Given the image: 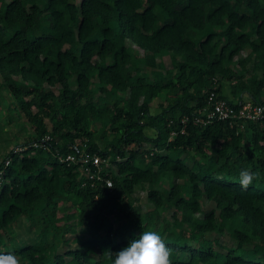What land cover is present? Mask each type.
<instances>
[{
	"label": "trees",
	"instance_id": "1",
	"mask_svg": "<svg viewBox=\"0 0 264 264\" xmlns=\"http://www.w3.org/2000/svg\"><path fill=\"white\" fill-rule=\"evenodd\" d=\"M0 75L32 129L0 161V253L113 264L151 230L171 264H264V118L198 120L211 92L264 99V0H0Z\"/></svg>",
	"mask_w": 264,
	"mask_h": 264
},
{
	"label": "rangeland",
	"instance_id": "2",
	"mask_svg": "<svg viewBox=\"0 0 264 264\" xmlns=\"http://www.w3.org/2000/svg\"><path fill=\"white\" fill-rule=\"evenodd\" d=\"M220 42H224V38L220 37ZM133 52L136 53L134 49ZM249 51V47H245L241 52V56L245 55ZM138 54V53H137ZM137 65L141 68V70L149 71L151 68L145 64H143L142 58L137 55L136 61ZM164 64L165 66H170V61L167 56H164ZM229 64L236 70L240 71V67L236 59L229 62ZM247 73V72H246ZM223 93L230 97L229 90V82H223ZM56 91V88H53ZM162 99V95L156 97L152 110H156L155 103ZM32 131L30 123L23 116V113L19 110L13 95L5 86L2 76L0 75V158H3L5 154L11 150L12 148L17 149L21 143L26 139L27 135ZM185 180L186 179H182ZM160 183L164 186H168V178L164 176ZM146 184H144L142 190H139V196L141 202L149 207L150 204L146 201V192H145ZM204 208H208L212 206V202L205 201ZM168 214L167 211H163ZM7 233L10 235L12 241L14 243L19 242L25 238H33L32 231L28 228L27 222L24 219H19L10 224L7 227ZM72 245H75L73 242ZM19 260V259H18ZM20 264L21 261L19 260Z\"/></svg>",
	"mask_w": 264,
	"mask_h": 264
},
{
	"label": "clouds",
	"instance_id": "3",
	"mask_svg": "<svg viewBox=\"0 0 264 264\" xmlns=\"http://www.w3.org/2000/svg\"><path fill=\"white\" fill-rule=\"evenodd\" d=\"M258 174L249 169H242L239 175L241 188L247 189ZM111 187V186H109ZM172 250L168 248L161 235L156 231H143L137 239H132L127 247L119 252L109 251L114 256L113 264H171ZM0 264H20L14 252L0 253Z\"/></svg>",
	"mask_w": 264,
	"mask_h": 264
},
{
	"label": "built area",
	"instance_id": "4",
	"mask_svg": "<svg viewBox=\"0 0 264 264\" xmlns=\"http://www.w3.org/2000/svg\"><path fill=\"white\" fill-rule=\"evenodd\" d=\"M206 105L199 109L200 116L198 120L202 123H206L213 119L229 120L235 121L242 125L244 122L249 120H257L264 118V99L253 100L251 98H244L235 102H229L224 98L216 97L213 92H211L206 100ZM66 159L74 160L75 156L73 154H67ZM4 159L0 158V161ZM77 160L81 162L80 168L86 174L89 173L90 167L94 166L97 170L100 168L101 162L103 161L98 155L92 154L88 156L87 154L80 155L76 157ZM8 159H4L6 164ZM106 164V162H105ZM92 176L91 174H89ZM110 179H106V184L110 185Z\"/></svg>",
	"mask_w": 264,
	"mask_h": 264
}]
</instances>
